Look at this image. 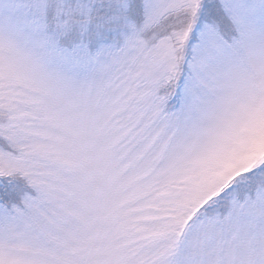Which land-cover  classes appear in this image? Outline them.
<instances>
[{
    "label": "snow or ice",
    "instance_id": "6c2138e0",
    "mask_svg": "<svg viewBox=\"0 0 264 264\" xmlns=\"http://www.w3.org/2000/svg\"><path fill=\"white\" fill-rule=\"evenodd\" d=\"M0 264H264V0H0Z\"/></svg>",
    "mask_w": 264,
    "mask_h": 264
}]
</instances>
